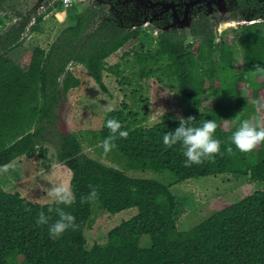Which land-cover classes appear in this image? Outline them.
I'll use <instances>...</instances> for the list:
<instances>
[{
	"label": "trees",
	"instance_id": "16d2710c",
	"mask_svg": "<svg viewBox=\"0 0 264 264\" xmlns=\"http://www.w3.org/2000/svg\"><path fill=\"white\" fill-rule=\"evenodd\" d=\"M83 27L84 20L79 18L60 32L49 50L35 46L26 70L7 57L24 39L15 46L0 44V170L17 158L38 153L49 129L59 137L56 156L71 173L69 186L74 195L71 205L57 206L29 201L0 185V264H264V186L238 201L217 200L219 207L212 215L186 230L177 227L174 212L180 202L170 190L174 183L224 174L264 184V142L241 152L230 141L236 117L249 118L255 112L254 102L264 116L262 25H245L236 42L204 41L193 50L169 36L155 49L144 50L134 47L138 37L134 32L106 28L83 37ZM237 46L241 59L236 68L233 53ZM119 49L124 50L122 59L131 55V63L108 65L106 59ZM77 65L84 67L104 93L109 92L103 80L105 72L115 75L121 86L154 77L173 87L179 93L185 119L193 117L194 125L208 119L216 122L214 135L222 141L220 152L186 167L179 146L166 148L162 143L165 132L177 127L179 120L166 114L146 127L142 124L146 113L122 102L119 109L107 112L91 143L99 144L104 152L105 138L114 137L115 146L108 153L123 157L127 170L167 171L171 183L130 177L87 156L80 138L65 131L54 114L61 94L82 84L68 67ZM140 91V87L130 91L137 105L143 102L141 96L136 97ZM209 98L215 104L204 107ZM107 119L117 120L121 128L112 133L105 126ZM226 121L233 125L227 126ZM120 130L127 136L121 137ZM90 185L98 192L95 201L84 199ZM57 207L71 212L77 227L53 240L47 226L37 225L36 218L43 211L53 222L58 218ZM94 207L111 214L135 208L136 214L110 229L104 242L88 246L84 231ZM144 235L149 238L147 246L140 244Z\"/></svg>",
	"mask_w": 264,
	"mask_h": 264
},
{
	"label": "rangeland",
	"instance_id": "374dc122",
	"mask_svg": "<svg viewBox=\"0 0 264 264\" xmlns=\"http://www.w3.org/2000/svg\"><path fill=\"white\" fill-rule=\"evenodd\" d=\"M69 3V1L61 2L43 19L41 28L33 32L21 46L9 52L7 57L16 62L23 70H26L33 48L40 46L47 51L60 30L73 22V6ZM225 26L228 29L221 32L220 40L231 39L236 42L240 28H236L237 25L234 27ZM140 46L144 50L155 49L157 43L151 39L148 33L144 32L137 37L134 47L139 48ZM123 52V49H119L112 54L106 59L107 64L111 65L117 62L124 64L126 60H129L127 64H130L131 55L122 59ZM233 54L237 68L241 59V50L238 46L234 49ZM214 57H217V53L214 54ZM69 68L82 81V84L62 96L61 104L55 107L54 114L62 122L65 131L72 132L80 138L83 152L91 158L124 171L130 177L156 179L166 185L171 183L172 177L167 171L156 173L149 170H127L126 161L123 157L113 151L110 153L102 152L100 145L93 144L91 141L96 131L101 128L107 112L119 109L122 102L130 105L133 110L146 113L142 119V124L146 127L159 122L166 114L175 118L178 115L183 116V105L179 93L173 87L161 84L154 77L141 79L137 85L121 86L118 83L119 79L107 72L104 73L103 80L109 92L104 93L88 75L84 67L77 65L69 66ZM126 73L129 74L128 69H126ZM139 87L141 91L140 94H136V97L141 96L143 102L137 105L131 99L130 91ZM214 104L215 101L212 98L203 102V106L208 108ZM254 105L256 106L255 112L249 115V119H254L264 126V116L259 113V104L254 102ZM162 112L163 115L161 116ZM226 122L228 123H226L227 126L233 125L232 121ZM44 126L48 128L46 123ZM48 130H45L42 137L45 141L39 146L38 153L31 158L25 156L17 158L0 170V185L4 190L18 192L29 201L39 203L51 202L49 191L53 187L64 186L70 190L71 173L62 162L58 161L56 156L59 137ZM263 186L264 184L254 182L249 177L236 178L226 174L191 178L174 183L170 186V190L180 202L179 208L174 212L177 227L180 230L190 229L218 209L217 200L222 202L238 201L261 190ZM93 211L90 216L91 222L84 231L88 246L95 242H104L110 229L122 220L136 214L135 208L115 214L101 211L97 207H94ZM140 244L147 246L149 244L148 236H142Z\"/></svg>",
	"mask_w": 264,
	"mask_h": 264
},
{
	"label": "flooded vegetation",
	"instance_id": "af4514ba",
	"mask_svg": "<svg viewBox=\"0 0 264 264\" xmlns=\"http://www.w3.org/2000/svg\"><path fill=\"white\" fill-rule=\"evenodd\" d=\"M64 1L73 6L74 16L60 32L81 18L83 37L106 28L137 36L146 32L156 43L169 36L193 50L204 41L218 44L231 22H237L240 32L250 24L264 28V0H0V44L15 46L24 39L23 44Z\"/></svg>",
	"mask_w": 264,
	"mask_h": 264
},
{
	"label": "clouds",
	"instance_id": "9594fccd",
	"mask_svg": "<svg viewBox=\"0 0 264 264\" xmlns=\"http://www.w3.org/2000/svg\"><path fill=\"white\" fill-rule=\"evenodd\" d=\"M163 115V112L160 114ZM179 124L173 130L165 132L162 143L166 148L178 145L182 156L183 164L186 167L201 164L204 160L214 158L213 154L220 152L222 141L214 135L217 124L213 120H204L199 125H194V118L189 116L186 119L178 115ZM105 126L116 133L120 128V123L115 119H107ZM121 137L127 136V132L120 130ZM114 137H107L103 142V150L108 152L115 145L112 143ZM230 141L236 149L241 152H248L259 142H264V126L254 119L236 117L234 127L230 134ZM231 149H229L230 151ZM49 196L54 205L69 206L74 202V195L69 188L56 186L50 189ZM98 198L96 187L90 185V191L85 200L95 201ZM51 211V208L49 209ZM58 218L53 222L50 217L41 211L37 218V225L47 226V232L51 239H59L67 230L77 227L76 217L69 211L57 207Z\"/></svg>",
	"mask_w": 264,
	"mask_h": 264
},
{
	"label": "water",
	"instance_id": "95a60500",
	"mask_svg": "<svg viewBox=\"0 0 264 264\" xmlns=\"http://www.w3.org/2000/svg\"><path fill=\"white\" fill-rule=\"evenodd\" d=\"M255 21V20H254ZM254 21H250V23H252V22H254ZM228 26H236L237 25V22L235 21V22H231V23H229V24H227ZM64 95V93H62V96ZM62 96H60V98H59V103H58V106H60V104H61V101H62ZM55 112V111H54Z\"/></svg>",
	"mask_w": 264,
	"mask_h": 264
}]
</instances>
